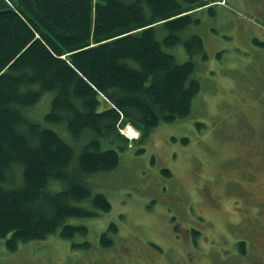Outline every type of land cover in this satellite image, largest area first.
I'll return each mask as SVG.
<instances>
[{"label": "trees", "instance_id": "trees-1", "mask_svg": "<svg viewBox=\"0 0 264 264\" xmlns=\"http://www.w3.org/2000/svg\"><path fill=\"white\" fill-rule=\"evenodd\" d=\"M9 2H0V245L14 252L56 235L86 237L87 227L67 222L111 211L87 178L119 167L118 151L129 146L121 130L141 132L136 142L143 154L161 124L191 115L201 91L193 56L204 53V42L186 43L184 64L164 48L178 45L182 32L199 22L195 11L215 0ZM159 27L168 32L163 42ZM48 92L54 96L46 122L65 123L74 142L90 140L78 153L28 115ZM118 231L112 223L101 235L103 249L114 247Z\"/></svg>", "mask_w": 264, "mask_h": 264}, {"label": "rangeland", "instance_id": "rangeland-1", "mask_svg": "<svg viewBox=\"0 0 264 264\" xmlns=\"http://www.w3.org/2000/svg\"><path fill=\"white\" fill-rule=\"evenodd\" d=\"M215 1L210 4L212 12L205 8L195 16L199 22L182 32L178 45L164 48L178 64H184L190 60L186 43L194 37L204 42V53L193 56V78L199 81L201 91L193 101L191 115L161 124L146 140L143 154L135 139L124 152L116 145L105 144V149L118 151L119 167L91 175L87 183L93 195L107 197L112 209L99 217L71 218L67 222L87 227L86 237L66 241L56 235L23 245L14 253L32 256V264H143L152 258L149 252L167 264L254 263L252 245L249 253L239 257L234 240L230 238L225 245L214 239L208 225L225 231L229 216L226 209L241 204L242 197L254 195L253 199L264 204V173L257 180L261 177L258 173L264 171V0H225L224 10L215 5L222 0ZM167 36L164 27L157 29L159 42ZM53 96L51 92L43 95L28 109V115L56 131L71 146L76 145L78 153L90 140L74 142L65 123L45 120ZM134 130L139 138L141 132ZM247 148H255L257 151L252 152L256 154L245 152ZM246 159L251 162L247 164ZM242 168L257 170L249 180L250 176L239 175ZM236 178L246 193L228 182ZM54 186L60 190L57 183ZM213 192L215 198H228L218 210L211 198ZM82 207L90 208L88 203ZM112 223L119 231L113 237L114 247L105 250L100 237ZM247 223L245 233L255 232V226ZM176 235L181 238H174ZM73 242H89L91 249L73 250ZM136 243L143 263L111 259V255L126 258ZM0 259L8 260L2 244Z\"/></svg>", "mask_w": 264, "mask_h": 264}, {"label": "flooded vegetation", "instance_id": "flooded-vegetation-1", "mask_svg": "<svg viewBox=\"0 0 264 264\" xmlns=\"http://www.w3.org/2000/svg\"><path fill=\"white\" fill-rule=\"evenodd\" d=\"M252 151L256 152L257 150L255 148H247L245 152L252 153L253 155L256 154V153H253ZM260 155H261V152H260ZM246 160H247V164L251 162L250 159H246ZM242 166L243 164L239 165V170ZM254 170H257V168H255ZM254 170L249 171L246 168L245 169L242 168V171H240L239 175L243 177H247V178L250 176V178L248 179L251 180L252 176H254ZM263 173L264 171L262 173L261 172L258 173V176H261V177L258 178L257 180H261V178L263 177ZM228 182L240 187L244 193L247 192V190L242 186L238 178H236L233 181H228ZM214 196L215 195L213 192L211 198L213 199V205L216 207V210H218L219 207L224 206L225 201H226L225 199H228V198L226 197L225 199H222L220 197L215 198ZM252 197H254V195H252ZM252 197H242L243 199L240 200L241 204L239 202V205L236 206L235 208L232 207V210L226 209V213L229 216H227V220L225 222L227 224L224 227L225 231L218 230L213 224L208 225L209 226L208 230L211 233H213V235L215 236L214 239L220 240L225 245L226 243L229 242L230 238H232L234 240V249L237 250V253L239 256L249 253L250 246L252 245V249L254 250L253 253L256 257L253 260L254 262L253 264H264V204L253 199ZM211 198L207 200L210 201ZM247 222L252 223L251 227L255 226V232L249 231V233H245V229L249 227ZM185 237H186V240H188L187 235ZM174 238L180 239L181 237L176 235ZM243 243H246V247L241 248ZM139 246L140 245L136 243L133 247V250H128L126 253V258L117 257L115 255H111L110 257L111 259H115L116 261L117 259H120L122 261L132 260L133 262H136L137 260L142 259V256H143V254L141 253V249L138 248ZM146 251L149 252L148 250ZM14 252L8 251L7 252L8 260L0 259L1 260L0 262L2 263L3 261H6L8 264H32V262H34V258H32V256L21 257L20 254L14 253ZM149 253L151 254L153 259L152 258L147 259V262H144L145 264L146 263L147 264H167L166 262H163V259L161 260L160 257L158 258V256L152 254L151 252ZM13 254H14V257H12Z\"/></svg>", "mask_w": 264, "mask_h": 264}, {"label": "bare ground", "instance_id": "bare-ground-1", "mask_svg": "<svg viewBox=\"0 0 264 264\" xmlns=\"http://www.w3.org/2000/svg\"><path fill=\"white\" fill-rule=\"evenodd\" d=\"M7 3H9V1H7ZM125 135L127 136V137H129V138H133V139H136V138H138L137 136H138V133L133 129V128H131V127H128V128H126L125 129Z\"/></svg>", "mask_w": 264, "mask_h": 264}, {"label": "crops", "instance_id": "crops-1", "mask_svg": "<svg viewBox=\"0 0 264 264\" xmlns=\"http://www.w3.org/2000/svg\"><path fill=\"white\" fill-rule=\"evenodd\" d=\"M221 4H222V3H221ZM219 7H220L221 9H223V10L225 9V7H223L222 5H220Z\"/></svg>", "mask_w": 264, "mask_h": 264}, {"label": "built area", "instance_id": "built-area-1", "mask_svg": "<svg viewBox=\"0 0 264 264\" xmlns=\"http://www.w3.org/2000/svg\"><path fill=\"white\" fill-rule=\"evenodd\" d=\"M3 1V0H2Z\"/></svg>", "mask_w": 264, "mask_h": 264}]
</instances>
